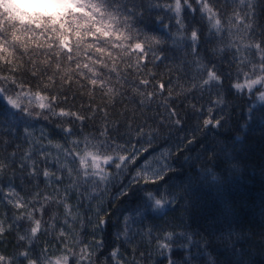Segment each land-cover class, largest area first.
<instances>
[{
  "label": "snow or ice",
  "instance_id": "obj_1",
  "mask_svg": "<svg viewBox=\"0 0 264 264\" xmlns=\"http://www.w3.org/2000/svg\"><path fill=\"white\" fill-rule=\"evenodd\" d=\"M22 7L26 9V20L0 15V100L4 102L0 105V121L8 126L9 132L17 123L22 122L25 125L23 132L28 148L18 161L21 172L30 169L27 175L33 179L42 174L46 186L55 184L57 187L42 198L40 193H36L32 199L26 200L16 191L10 177L5 192L3 174L11 164L17 163L19 148L10 153L7 160L0 155V203L6 202L13 209L19 210V214L13 213L11 222L6 217L0 218V238L15 228L18 233L17 244H23V250L11 256L0 252V264H96L97 252L103 248V241L93 239L84 243L79 239V233L73 231L69 221H76L79 217L73 212V205L68 202L71 195L75 193L80 198L83 195L80 192L82 186L87 191L89 187L95 190L103 184L106 190L136 162L138 155L148 151L160 135V128L180 129L186 121L179 111L165 101L163 107L166 114L157 126L153 127L147 121L137 124L135 128L126 124L125 131L122 132L117 126L118 122L110 120L105 106L96 134L90 133L81 139V134L65 126L68 121L62 119L56 126L64 133L65 142L53 143L49 139L48 145L44 146L41 141L47 138L45 132L41 129V137L33 139L32 121H47L50 117H59L72 118L83 123L86 119H95L96 113L100 111L99 107L90 109L93 115L88 117L80 111L59 107L61 103H66V100H61L59 90L55 94H48L51 89L56 88L57 76L61 87L75 83L83 88L90 84V94H94L98 88L109 97L111 103L113 96L123 95V92L109 86L111 78L105 79L99 68L115 73L121 88L124 87L126 78L121 79L116 58L108 49H119L117 56L121 61L129 56L135 57L137 72L146 68L145 61L151 63L162 59L156 49L164 43L163 39L137 28L135 23L137 18H144L149 8H163L171 15L167 17L169 23H162V27L170 28L174 21L176 35L190 41L189 47L193 56L191 64L194 67L189 69L192 75L189 92L196 90L201 93V98L205 91L209 93L207 118L203 119L202 127H219L222 116L212 113L226 106L229 94L252 95L264 102V32L259 39L252 35L255 30L256 3L255 0H235V4L229 9L223 0H165L164 3L151 0L147 5L141 0L140 3H132L131 7L114 0H28ZM186 12H190L193 17L198 13L199 21L187 22ZM157 19L163 22L165 17L158 14ZM205 31L217 42V47L211 50L213 59L200 55L199 44ZM37 32L40 35L51 33L57 43L56 49H53V43L49 41L46 48L37 43L36 48H43V51H30L29 42L35 38ZM72 37L74 41L70 43ZM89 37L94 39L88 42ZM229 49H234L232 59L228 61L227 69H223L222 64L216 63L215 59H226L224 53ZM82 55L87 62L81 61ZM109 59L112 61L111 66L107 62ZM72 64L75 65L74 69L70 67ZM26 72L30 73V78L25 77ZM32 80L36 81L34 86ZM225 81L228 82L227 85ZM149 84L147 78L139 81V85L145 88ZM159 87L163 89L164 85L160 84ZM131 90L142 97L141 106H146L156 96L155 91H139V86H134ZM213 93L215 99H212ZM189 106L194 113L204 112L203 105L198 108L196 104L190 103ZM197 125L201 127L199 118ZM69 136H76L77 139L69 141ZM133 139L136 143H133ZM185 139L187 144H191L195 135L192 133L191 138L187 135L182 137L177 149L187 147L183 143ZM81 143L84 144L83 149L80 148ZM137 144L141 146L137 147ZM37 146L39 151L36 150ZM47 147L55 148L58 155L53 157ZM60 154L64 157L63 161ZM170 154L162 152L161 156L166 160ZM36 156L41 157V160H37ZM69 157H72L71 161ZM49 159L57 164L55 172L48 167L40 169L38 166L41 162L47 163ZM77 161L78 166L72 167ZM170 170L172 169L167 163H163L159 169H151L150 162L145 161L142 169H138L133 177L132 184L159 185ZM65 179L68 184L61 190L59 186L64 184ZM132 184L121 188L120 195L126 196ZM144 195L147 199L140 205L144 212L149 209L163 210L178 202L164 193L158 198L154 190H147ZM50 204L64 208L63 224L59 228V214L55 211L48 221L43 219V213ZM37 213L40 214L39 218ZM97 217L93 233L102 230L105 224L99 206ZM128 220V217L124 218V235L126 241L131 242L133 237L128 235ZM21 221L28 224L23 234L19 233ZM80 226L83 230L82 220ZM52 233L55 234V243L40 241L41 235L50 236ZM147 234L151 236V230ZM177 238L184 241L181 246L186 250L199 243L193 238V234L183 231L165 232L162 239L155 237L159 254L168 256V264H174L170 253ZM40 243H43V247L37 252L36 246ZM188 256L191 258L190 251ZM110 257L112 264H128L123 260L119 249H114ZM132 264H136L135 260Z\"/></svg>",
  "mask_w": 264,
  "mask_h": 264
},
{
  "label": "trees",
  "instance_id": "obj_2",
  "mask_svg": "<svg viewBox=\"0 0 264 264\" xmlns=\"http://www.w3.org/2000/svg\"><path fill=\"white\" fill-rule=\"evenodd\" d=\"M27 2L28 0H0V15L26 20V9L22 5ZM114 2L131 7L132 3H140L141 0H114ZM143 2L147 5L151 0H143ZM156 2L164 3L165 0H156ZM223 3L230 9L235 4V0H223ZM255 3V30L252 35L259 39L264 32V0H255ZM158 14L165 17L163 22L157 19ZM170 15L171 13L163 8H149L143 19L137 18L135 23L137 28L159 36L164 41L156 49L163 58L151 63L145 61L146 68L139 72L135 67V57L129 56L125 61H121L117 56L119 49H108L116 58L121 79L126 78L123 88L117 83L115 73H110L108 69L99 68L97 65L105 79L111 78L109 86L123 92V95L113 96L111 103L109 97L98 88L94 94H90L92 89L90 84L83 88L75 83L61 87L57 76L56 88L51 89L48 94H55L59 90L61 100H66V103H61L59 107L66 110L70 108L74 112L80 111L88 117L93 115L90 109L99 107L100 111L96 113L95 119L89 118L83 123L72 118L59 117H50L47 121L34 120L32 121L33 139L36 138L33 126L38 125L43 128L47 137L42 139V145L47 146L49 139L53 143H64V133L56 126L62 119L68 121L65 126L81 134V139L90 133L96 134L105 106L110 114V120L117 121V126L122 132L125 131L126 124H131L135 128L137 124L145 121L155 127L166 114L163 107L166 101L170 107L180 112L186 122L180 129L160 128V135L148 151L138 155L136 162L106 190L105 185L101 184L99 188L93 190L89 187L87 191L82 186L80 192L83 195L80 198L73 193L68 202L73 205V212L79 217L76 221L71 219L69 221L73 231L79 233V239L84 243L93 239L103 241V248L97 252L96 264H112L110 253L114 249H119L123 260L128 264H132L133 260L136 264H168V256L159 254L158 241L155 237L159 236L162 239L165 232L181 231L193 234V238L199 243L186 250L181 246L184 241L177 238L170 253L174 264H264V102L254 101L255 96L252 95L229 94L226 106L212 113L222 116L220 126L203 128L202 122L207 118V107H209L207 104L209 93L205 91L201 98L200 92L196 90L189 92L192 79L189 69L194 67L191 64L193 56L189 47L190 41L176 35L174 21L170 28L162 27V23H169L167 17ZM185 16L189 23L199 21L198 13L193 17L190 12H186ZM93 39L89 37L88 42ZM49 41L53 43V49H56L57 43L51 33L40 35L37 32L35 38L29 42V49L43 51V48H36L37 43L43 44L46 48ZM73 41L74 37L70 38V43ZM216 47V39L205 31L199 44L200 55L206 59H213L211 50ZM233 52L234 49H229L224 53L226 59L221 61L217 57L215 62L222 64L223 69H227ZM40 59L42 60L43 57ZM81 61L87 62L83 55ZM107 62L111 66V59ZM70 67L74 69L75 65L72 64ZM24 75L30 78V73L26 72ZM144 78L150 81L146 88L139 85V81ZM31 83L34 86L36 81L32 80ZM227 83L225 81V85ZM160 84L164 85L163 89H160ZM134 86H139V91H155L156 96L146 106H141L142 97L131 90ZM104 91L106 92V89ZM212 99H215L214 93ZM190 103L196 104L198 108L203 105V114L194 113L189 106ZM3 104L4 102L0 100V105ZM197 118L201 127L197 125ZM24 127L22 122L17 123L9 132L8 126L0 121V155L7 160L9 154L19 148L17 163L11 164L4 172L2 184L6 192L11 177L12 184L20 196L30 200L36 193H40L41 198L48 195L57 185L46 186L42 174L35 179L28 177L27 173L30 169L21 172L18 161L20 155L28 148ZM192 133L195 135L193 143L187 144L185 139L183 143L187 147L177 149L181 138L186 135L191 138ZM89 138L91 139V136ZM74 139L77 137H67L69 141ZM133 143H136L135 139ZM140 146L137 144V147ZM83 147L84 144L81 143L80 148ZM36 150L39 151L38 146ZM47 151L51 152L53 157L58 155L55 148L47 147ZM158 151L171 153L165 163L169 164L172 170L167 172L159 185L132 184L133 177L138 169H142L145 159ZM35 158L41 160L39 156ZM60 159L61 161L64 159L62 154ZM68 159L71 161L72 157ZM38 166L40 169L48 167L53 172L57 169V164L52 159L47 163L41 162ZM71 166L77 167L78 161ZM67 184L68 180L65 179L64 184L59 187L62 190ZM130 184L132 187L129 188L128 194L121 196V188ZM147 190H154L158 198L164 193L178 202L166 206L163 210L149 209L144 212L140 205L147 199L144 195ZM98 206L105 224L102 230L93 233V226L98 219ZM36 207H39V204H36ZM54 211L59 214L57 220V228H59L63 224L62 206L56 207L50 204L43 213V219L48 221ZM14 212L19 214V210L13 209L6 202L0 203V218L6 217L7 221L11 222ZM36 215L39 218L40 214ZM125 217L129 218L128 235L133 237L131 242H127L124 235ZM80 220L84 224L83 230ZM27 227V222L21 221L19 233L23 234ZM149 230L151 236L147 234ZM17 234L14 228L0 238V252L11 256L23 250V244H17ZM45 240L55 243V234L41 235L40 241ZM40 247H43V243L36 246L37 252ZM189 251L191 258L188 256Z\"/></svg>",
  "mask_w": 264,
  "mask_h": 264
},
{
  "label": "rangeland",
  "instance_id": "obj_3",
  "mask_svg": "<svg viewBox=\"0 0 264 264\" xmlns=\"http://www.w3.org/2000/svg\"><path fill=\"white\" fill-rule=\"evenodd\" d=\"M254 101H260V100L255 98ZM33 129H34V136L36 138L41 137V129H43V128L41 126L35 125V126H33ZM45 135H46V133H45ZM161 153H162L161 151L152 153L148 158L145 159V161L150 162V168L151 169H158L161 167V165L163 163H165V158L163 156H161Z\"/></svg>",
  "mask_w": 264,
  "mask_h": 264
}]
</instances>
